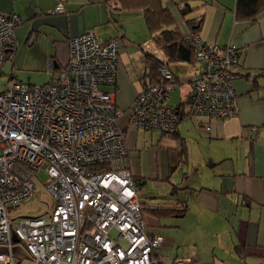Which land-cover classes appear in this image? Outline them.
I'll return each instance as SVG.
<instances>
[{
  "label": "built area",
  "instance_id": "built-area-1",
  "mask_svg": "<svg viewBox=\"0 0 264 264\" xmlns=\"http://www.w3.org/2000/svg\"><path fill=\"white\" fill-rule=\"evenodd\" d=\"M61 12L59 2L55 13ZM22 22L16 13L0 12V76ZM186 40L203 65L191 82L189 113L215 120L236 116V47L200 34ZM68 44V62L51 83L13 80L4 88L0 81V264L161 263L153 254L162 238L146 232L141 188L129 166L124 112L106 89L117 85L120 42H103L88 31ZM175 83L171 69L161 66L158 79L145 82L131 105L130 125L175 131L180 115L169 104ZM42 169L53 206L45 216L11 218L10 210L33 196Z\"/></svg>",
  "mask_w": 264,
  "mask_h": 264
},
{
  "label": "crops",
  "instance_id": "crops-1",
  "mask_svg": "<svg viewBox=\"0 0 264 264\" xmlns=\"http://www.w3.org/2000/svg\"><path fill=\"white\" fill-rule=\"evenodd\" d=\"M59 2L64 12L55 13ZM236 5L237 0H166L173 17L170 28L186 37L192 32L188 20L203 17L201 37L233 45L240 56L231 67L239 112L219 120L191 115L187 109L191 81L202 72V63L169 64L176 78L169 104L180 121L176 136H165L159 130L135 129L129 122V109L147 80H137L121 54L127 41L143 40V46L149 39L154 42L141 11L125 10L115 0H0V12L16 13L23 21L15 31V52H8L4 65L11 61L14 67L18 52L28 50L29 64L52 71L48 83L67 64L71 37L94 31L103 42L119 40L117 85L106 89L115 93L116 105L124 112L120 123L130 170L142 183L139 199L146 232L162 238L153 254L163 259L157 264H175L177 259L188 264H264V9L253 21L240 20ZM135 32H148L150 38L139 39ZM154 48V53H144L165 60L155 42ZM16 77L11 72L9 84ZM184 147L187 162L171 172V157ZM179 169L188 170L183 173L187 181L171 182ZM162 180L171 183L166 192L146 193L148 182Z\"/></svg>",
  "mask_w": 264,
  "mask_h": 264
},
{
  "label": "trees",
  "instance_id": "trees-1",
  "mask_svg": "<svg viewBox=\"0 0 264 264\" xmlns=\"http://www.w3.org/2000/svg\"><path fill=\"white\" fill-rule=\"evenodd\" d=\"M115 1L121 4V7L125 10L141 11L143 13L145 22L150 31L151 38L157 45L162 48V51L164 53L165 60L159 59L157 56L150 52L144 53V80H147L148 82L156 81L158 79V71L163 65L169 67V64L174 62H187L192 64L194 61H197L195 48L187 42L186 37L181 35V33L177 29L170 28V26L173 24V17L169 9L165 6L163 0ZM263 9L264 0H237L235 11L236 18L240 20L253 21ZM188 24L192 29V32H190V34H199V30L203 24V17L198 19L197 21L188 20ZM11 52H15V49H13ZM237 55L239 58L240 53H238ZM147 70H149V74L146 73ZM162 134H164L165 136L168 134L170 136H174L176 134V131H173L171 133L162 132ZM185 162H187V149L184 147L181 149L180 153L178 152L176 156L171 157V172L175 171L180 163ZM138 183L141 188L142 183Z\"/></svg>",
  "mask_w": 264,
  "mask_h": 264
},
{
  "label": "rangeland",
  "instance_id": "rangeland-1",
  "mask_svg": "<svg viewBox=\"0 0 264 264\" xmlns=\"http://www.w3.org/2000/svg\"><path fill=\"white\" fill-rule=\"evenodd\" d=\"M164 3L166 4V0H164ZM139 32H135L137 34ZM142 35L145 37H149L150 35L148 32H140L136 37L141 38ZM143 42H137V41H127L128 43V48L127 50L121 54L122 61L126 63L128 69L132 72H134V76L137 80H140L145 73L144 69V50L146 51H151L152 53L155 52L154 48V42L151 41L150 39L145 43L141 44ZM143 46V48L141 46ZM154 51V52H153ZM26 55H28V50L27 52L25 50H20L18 52V63L14 64L11 61H7V63L3 67V75L0 77V81L3 85L4 88H7L8 86L11 85L12 82L9 84V79L11 72H13L17 77V79L21 82L25 83H30L33 85H44L48 82L51 81L52 79V71L47 68L44 65H31L29 64L30 62L26 60ZM120 59V58H119ZM36 67V68H35ZM119 68V67H118ZM52 69V66H51ZM134 78V79H135ZM11 81V80H10ZM188 109V106H187ZM186 109V110H187ZM150 135L151 133H147ZM160 133H156L158 136ZM144 134L141 135V138H144ZM156 136V137H157ZM150 140V139H149ZM188 171L185 169L184 171H181L179 169L176 173H174L171 177V182L173 181H180L181 178L184 179V181H187L188 175H183L184 172ZM195 175L194 173H192ZM169 173L167 174L168 177ZM196 176V175H195ZM186 177V178H184ZM49 177L47 173L42 169L38 172V179H37V186L34 191L33 196L20 204L18 207L10 210L9 215L11 218H16L19 219L20 217L23 216H45L47 210L53 206L54 202L52 199V196L50 193L46 190L45 184L47 183ZM179 179V180H178ZM170 182H167L165 180L155 182V183H150L148 182V185L146 186V193H164L170 188ZM112 237L116 238V233H112ZM22 264H32L30 260H24Z\"/></svg>",
  "mask_w": 264,
  "mask_h": 264
},
{
  "label": "water",
  "instance_id": "water-1",
  "mask_svg": "<svg viewBox=\"0 0 264 264\" xmlns=\"http://www.w3.org/2000/svg\"><path fill=\"white\" fill-rule=\"evenodd\" d=\"M15 241L17 242V241H18V239H17V238H15Z\"/></svg>",
  "mask_w": 264,
  "mask_h": 264
}]
</instances>
